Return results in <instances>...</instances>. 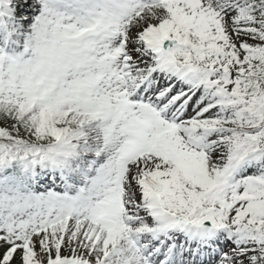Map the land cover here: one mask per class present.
Returning a JSON list of instances; mask_svg holds the SVG:
<instances>
[{"label":"snow or ice","instance_id":"6c2138e0","mask_svg":"<svg viewBox=\"0 0 264 264\" xmlns=\"http://www.w3.org/2000/svg\"><path fill=\"white\" fill-rule=\"evenodd\" d=\"M0 264H264V0H0Z\"/></svg>","mask_w":264,"mask_h":264}]
</instances>
